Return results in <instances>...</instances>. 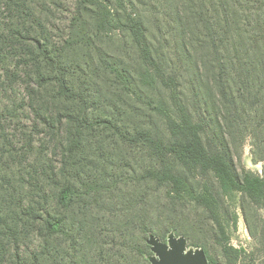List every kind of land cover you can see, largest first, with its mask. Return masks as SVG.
Masks as SVG:
<instances>
[{"label": "trees", "instance_id": "obj_1", "mask_svg": "<svg viewBox=\"0 0 264 264\" xmlns=\"http://www.w3.org/2000/svg\"><path fill=\"white\" fill-rule=\"evenodd\" d=\"M161 2L172 7L174 42L184 71H190L186 86L164 68L166 55L150 38L133 0H76L68 37L61 42L49 34L47 0H0V157L26 171L35 198L8 215L0 205V232L13 235L18 223L27 221L43 239L66 234V211L99 184L91 180L83 190L77 183L93 161L95 136L100 145L106 138L109 145L143 146L151 159L143 178L165 188L172 204L203 206L223 253L231 255L229 264L239 262L243 250L229 244L230 223L224 219L235 223L236 204L254 202L264 211V0ZM118 30L130 37L137 70L104 56L91 63L95 39ZM79 52L86 54L83 61ZM20 87L36 118L34 129L55 136L57 163L34 152L31 139L20 145L5 132L15 110L9 97ZM123 94L140 100L162 129L134 119L137 110L124 105ZM247 138L261 173L240 165ZM225 201L227 211L221 208ZM204 252L208 264H216Z\"/></svg>", "mask_w": 264, "mask_h": 264}, {"label": "rangeland", "instance_id": "obj_2", "mask_svg": "<svg viewBox=\"0 0 264 264\" xmlns=\"http://www.w3.org/2000/svg\"><path fill=\"white\" fill-rule=\"evenodd\" d=\"M133 1L136 3V13L146 22L150 38L157 49L166 55L164 68L177 77L180 84L188 85L190 71H184L186 66L180 60V47L174 42L177 30L174 28L171 4H162L161 0ZM47 2L50 10L44 17L49 34L54 41L61 42L68 37L76 0ZM167 33L172 38L166 36ZM79 53L83 61L86 54ZM201 53L198 52L197 57ZM103 56L120 60L133 71L139 65L125 30L95 39L90 51L91 63L95 65ZM22 87L18 88V95L9 97L14 102L15 110L5 123V132L14 143L20 145L31 139L34 152L41 151L45 159L57 163L55 136L50 139L44 128L34 129L36 118L28 110L26 98L22 101L25 96ZM121 99L125 106L137 110L134 119L149 121L152 126L157 125L162 129L160 119L147 117L148 113L141 107L140 100H130L124 94ZM189 103L191 105L192 101ZM102 142L108 143L106 138ZM107 143L100 145L95 136L90 140L93 161L86 163L77 183L85 187L83 190L87 189L86 185H90L91 180H97L99 184L88 196L66 211V234L43 239L35 226L27 221L24 226L18 223L13 235L2 230L0 264H17V255L30 264H33L34 257L39 259L36 264H151L150 257L154 254L147 244L149 235L153 234L166 242L170 233L183 236L188 249H206L214 263L229 264L231 255L223 253L216 226L212 227L203 206L178 201L172 204L165 188L143 178V169L151 165V159L143 146L135 143ZM240 156V165L261 173V163L253 161L249 138L245 140ZM32 195L26 171L20 172L18 163L13 164L6 156L0 157L1 214L8 215L10 211L17 213L20 203L23 205L31 198L35 199ZM243 205L236 204L231 208L236 213L235 223L228 216L224 219L225 223H230L229 244L243 250L236 264H264L263 208L254 202ZM221 208L223 211L228 210L226 201L221 203ZM145 226L148 228L146 231ZM174 228L187 232L189 236Z\"/></svg>", "mask_w": 264, "mask_h": 264}, {"label": "water", "instance_id": "obj_3", "mask_svg": "<svg viewBox=\"0 0 264 264\" xmlns=\"http://www.w3.org/2000/svg\"><path fill=\"white\" fill-rule=\"evenodd\" d=\"M147 244L153 252L151 264H208L203 249H188L183 236L170 233L166 242L153 234L147 239Z\"/></svg>", "mask_w": 264, "mask_h": 264}]
</instances>
